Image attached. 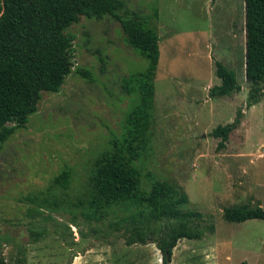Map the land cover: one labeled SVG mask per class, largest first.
I'll return each mask as SVG.
<instances>
[{
    "label": "rangeland",
    "instance_id": "obj_1",
    "mask_svg": "<svg viewBox=\"0 0 264 264\" xmlns=\"http://www.w3.org/2000/svg\"><path fill=\"white\" fill-rule=\"evenodd\" d=\"M130 12L152 16L159 36L151 150L137 162L142 186L167 181L183 189L189 207L211 217L212 234L181 240L171 264H264V221L229 223L225 208L260 203L264 209V96L247 108L249 83L244 71V0H122ZM158 18L154 20L153 14ZM66 33L73 37L75 67L91 80L72 73L59 93H43L26 129L0 146V239L6 259L24 250L27 264H160L153 244L127 246L104 235L106 223H87L69 206L82 191L93 159L120 136L130 98L123 79L142 71L146 61L126 44L118 21L82 17ZM216 62L234 71L241 91L211 98L220 84ZM243 113L225 147L211 136L217 126ZM71 169L66 204L45 212L34 223L47 233L29 239L24 199L50 188L52 179Z\"/></svg>",
    "mask_w": 264,
    "mask_h": 264
},
{
    "label": "trees",
    "instance_id": "obj_2",
    "mask_svg": "<svg viewBox=\"0 0 264 264\" xmlns=\"http://www.w3.org/2000/svg\"><path fill=\"white\" fill-rule=\"evenodd\" d=\"M244 71L249 83L247 108L264 96V0H244ZM86 19L112 17L119 22L126 44L146 61L144 69L122 81V90L131 106L122 124L120 136H112L109 148L93 159L82 191L69 206L79 214L71 225L79 229L77 217L84 222L106 223L104 235L121 237L127 246L153 244L161 255L160 264H171L173 250L181 240H199L212 234L211 217L189 207L187 193L176 184L153 180L146 173L149 189L142 186L143 175L137 162L151 150L157 66L160 57L159 36L152 16L130 12L122 0H0V146L16 132L26 129L37 112L43 93H59L72 73L91 80L89 71L75 67L73 37L66 30ZM154 20L158 18L153 14ZM219 85L211 98L230 97L241 91L234 71L216 62ZM243 117L238 111L231 123L217 126L211 136L225 147L230 134ZM71 169L55 176L50 188L26 197L29 239H42L47 231L33 221L47 220L45 212H57L67 200L56 189H68ZM224 220L242 223L264 221L260 203L225 208ZM81 234V231L79 229ZM1 240L9 243L12 237ZM0 264H27L24 250L6 259L0 247ZM71 264V263H70Z\"/></svg>",
    "mask_w": 264,
    "mask_h": 264
},
{
    "label": "crops",
    "instance_id": "obj_3",
    "mask_svg": "<svg viewBox=\"0 0 264 264\" xmlns=\"http://www.w3.org/2000/svg\"><path fill=\"white\" fill-rule=\"evenodd\" d=\"M240 124H241V123H240ZM239 126H240V125H239ZM238 128H239V127H238ZM238 128H237V129H238ZM237 129H236V130H237ZM260 205H261V204H260ZM261 206H262V205H261Z\"/></svg>",
    "mask_w": 264,
    "mask_h": 264
}]
</instances>
